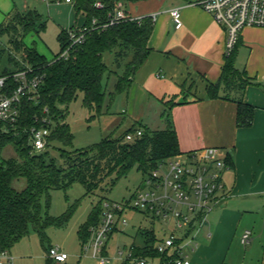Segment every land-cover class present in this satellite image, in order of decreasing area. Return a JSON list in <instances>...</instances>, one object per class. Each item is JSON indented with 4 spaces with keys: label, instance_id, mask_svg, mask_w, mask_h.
<instances>
[{
    "label": "trees",
    "instance_id": "trees-1",
    "mask_svg": "<svg viewBox=\"0 0 264 264\" xmlns=\"http://www.w3.org/2000/svg\"><path fill=\"white\" fill-rule=\"evenodd\" d=\"M141 1L147 0H74L76 12L85 13L84 26L90 30L83 44L70 51L68 60L48 61L34 48L25 46L23 39L29 32L38 33L44 28V23L36 12L13 11L0 24V39L6 37L5 45L0 41V60L6 56L7 63L14 68L24 69L28 66L32 70L30 77L37 76L40 81L37 88L39 103L33 105L27 100L23 101L16 124L19 128L15 130L0 123L1 249L9 250L14 243L28 234L29 229L38 230L39 202L43 194L48 197L49 192L65 190L73 184H80L85 193L90 194L112 175L117 179L134 167L147 173L159 162L181 155L171 118V108L175 105L173 101L161 113L163 130L149 131L142 128L141 138L132 142H126L125 136L136 129L130 128L118 135L114 131L92 150L74 152L76 156L73 158L61 152L63 164L59 166L44 154L31 152L29 145V130L36 125L34 119L42 118L44 109L48 110L47 116L56 125L49 137V143L58 141L64 146L71 145L72 135L65 118L67 105L78 92L83 93L84 106L99 115L105 101L101 81L108 72L102 60L104 53L113 52L116 67H123L111 95L127 93L133 85L135 73L150 51L147 42L152 33L153 22L150 18H145L140 23L124 21L100 28H92L91 24L95 20L96 27L104 25L112 18L118 6L123 8L128 3ZM96 2L102 8L96 9ZM58 41L60 51L54 59L69 46L65 31L58 35ZM235 47L224 58L219 80L216 83H207L205 98L216 99L222 92L224 99L237 105L236 124L242 128L251 125L253 107L242 99L243 90L251 82L244 72L234 67ZM16 55H21L23 65H19ZM126 59L128 60L125 63ZM14 68L5 67L0 71V76L11 73ZM57 105L64 109L59 112ZM20 127H26V130L22 132ZM15 131L18 132L14 135ZM6 147H10L16 156L3 158L2 152ZM21 181L23 187L17 189L21 186ZM86 230L87 227H84L81 232L85 233ZM142 234L146 235L144 247H131L132 255L163 261L154 246L149 245L154 242V236H147L149 234L144 231Z\"/></svg>",
    "mask_w": 264,
    "mask_h": 264
},
{
    "label": "crops",
    "instance_id": "crops-1",
    "mask_svg": "<svg viewBox=\"0 0 264 264\" xmlns=\"http://www.w3.org/2000/svg\"><path fill=\"white\" fill-rule=\"evenodd\" d=\"M43 1L49 5L52 0ZM200 1L147 0L123 6L131 17L154 16L147 42L150 51L133 84L148 101L164 107L169 100L175 103L171 118L181 154L215 147L228 161L223 174L227 198L209 213L190 264H264V27L244 28L234 49V67L251 82L242 99L253 107L251 125L239 128L234 102L224 99L222 92L216 99L205 98L207 83L220 78L226 33L198 6ZM39 4L40 0H0V24L13 11L41 16ZM64 7L66 19L58 22L62 31L85 25L86 15L76 12L74 0H67ZM173 9L180 12L179 29L170 16ZM144 232L157 240L163 237L152 229ZM245 232L250 238L242 244ZM149 264H159V259Z\"/></svg>",
    "mask_w": 264,
    "mask_h": 264
},
{
    "label": "built area",
    "instance_id": "built-area-1",
    "mask_svg": "<svg viewBox=\"0 0 264 264\" xmlns=\"http://www.w3.org/2000/svg\"><path fill=\"white\" fill-rule=\"evenodd\" d=\"M198 6L209 14L226 33L225 54L228 55L236 46L240 32L246 27H264V0H201ZM96 9L102 8L99 2ZM175 28L181 27L178 9L170 11ZM146 17H131L122 7L118 6L112 18L96 27H107L124 21L142 22ZM153 21L154 16H149ZM85 26L66 31L69 46L56 60H68L70 51L83 44L89 32ZM32 70L15 69L11 73L0 76V123L15 127L21 113V105L27 100L38 105L40 84L37 76L30 77ZM159 77V74L157 75ZM42 118L34 119L35 126L29 130V145L35 153L43 152L54 129L55 122L47 116L48 110H43ZM142 136V130L126 134L125 141L132 142ZM229 169L226 155L215 147H206L182 154L181 158L173 157L159 162L149 170L137 190L127 201L120 203L105 202L101 223L94 231L90 248L93 257L99 264H109L111 259L104 252V245L113 229L116 228L115 217L131 211L142 214L150 222L163 224L166 232L160 239H154L149 244L154 246L158 256L163 261L159 264H190L186 249L193 252L198 246V235L207 223V217L226 198L227 192L223 182V174ZM170 219V220H169ZM168 221L170 223L168 224ZM250 232H245L241 243L246 244ZM117 261L128 264H149L150 258L135 257L132 249L127 252L118 251ZM47 258L58 264H64L68 255L59 248H49ZM116 260V259H115ZM0 264H13V258L8 249L0 248Z\"/></svg>",
    "mask_w": 264,
    "mask_h": 264
},
{
    "label": "rangeland",
    "instance_id": "rangeland-1",
    "mask_svg": "<svg viewBox=\"0 0 264 264\" xmlns=\"http://www.w3.org/2000/svg\"><path fill=\"white\" fill-rule=\"evenodd\" d=\"M57 1L60 4H57ZM65 2L67 0H52L47 5L43 0H40L37 11L41 14L40 18L44 23V28L38 33L29 32L23 39L25 46L34 47L48 61H51L60 51L58 35L62 31V27L59 25L66 19ZM71 15H74L72 10ZM79 18L82 19L81 14H78ZM0 41L5 45L6 37H2ZM16 58L19 65H23L21 55H16ZM102 60L108 72L101 81L102 89L105 92V101L99 115L93 109L84 106L83 93L78 92L67 105L65 118V123L72 135L71 145L64 146L58 141H52L45 151L37 154H44L57 166L63 164L61 152L65 156L69 155L73 158L76 156L74 152L92 150L104 137L114 131L118 135L130 128L136 130L147 128L149 131L164 129L161 113L165 107L166 109L169 107L172 101L169 100L165 107L155 100L148 101L134 84L127 93L111 95L114 93V84L117 77L122 74L123 67H116L113 52L104 53ZM127 60L124 62L126 63ZM10 65L7 63V57L4 56L0 60V71L8 66L14 68ZM15 69H19V67L13 70ZM182 91L185 92L183 89ZM57 108L59 112L64 109L60 105H57ZM60 115L58 114V116ZM17 128L19 126L12 129L17 130ZM20 130L23 132L26 127ZM17 132L15 131L13 134L15 135ZM92 155L93 153L90 156ZM181 155L176 157L181 158ZM15 156L10 147H6L2 152V157L5 159ZM147 173L134 167L126 175L117 179L115 175H112L90 194H86L80 184H73L65 190L51 191L48 197L43 194L39 202L38 230L29 229L27 235L9 248L13 264H58L47 258L49 248H59L67 254L68 259L65 264H99L98 258L93 257L89 245L93 239L94 231L101 223L102 215L105 212V202L127 201L137 190ZM20 184L21 186L17 189L23 187L22 181ZM115 222L116 228L112 230L103 246V252L105 250L106 256L111 259L109 264H121L115 261L118 259L116 256L118 251L127 252L131 247H143L146 239L142 234L144 230L152 229L159 236L169 227L168 225L165 228L163 224L159 223L153 224L142 214L131 211L115 217ZM169 223L170 221H168ZM84 227H87L85 233L81 232ZM200 238L198 246H200ZM196 248L193 252L186 249L189 260L194 256Z\"/></svg>",
    "mask_w": 264,
    "mask_h": 264
}]
</instances>
